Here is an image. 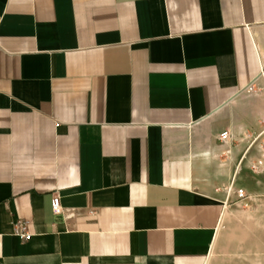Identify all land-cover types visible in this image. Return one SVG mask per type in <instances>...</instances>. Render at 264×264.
<instances>
[{"label": "crops", "instance_id": "obj_1", "mask_svg": "<svg viewBox=\"0 0 264 264\" xmlns=\"http://www.w3.org/2000/svg\"><path fill=\"white\" fill-rule=\"evenodd\" d=\"M263 70L264 0H0V264H206Z\"/></svg>", "mask_w": 264, "mask_h": 264}, {"label": "rangeland", "instance_id": "obj_2", "mask_svg": "<svg viewBox=\"0 0 264 264\" xmlns=\"http://www.w3.org/2000/svg\"><path fill=\"white\" fill-rule=\"evenodd\" d=\"M227 113L236 118H258L260 132L241 135L251 145L264 133V70L254 83L232 102ZM264 156V137L255 144ZM241 184L247 197L232 199L216 226L206 264H264V173L249 174Z\"/></svg>", "mask_w": 264, "mask_h": 264}, {"label": "built area", "instance_id": "obj_3", "mask_svg": "<svg viewBox=\"0 0 264 264\" xmlns=\"http://www.w3.org/2000/svg\"><path fill=\"white\" fill-rule=\"evenodd\" d=\"M230 139V135L227 131L220 132L218 135V140L220 143H225ZM253 169L264 168V163L260 160L256 161L251 165ZM227 194H234L237 199L247 197L246 191L242 187H235L230 184L226 189ZM50 209L53 214H63L65 211L59 205V197L57 194H52L50 198ZM13 233L18 235L21 239H27L30 234L27 231V221L24 219L17 218L13 222Z\"/></svg>", "mask_w": 264, "mask_h": 264}]
</instances>
